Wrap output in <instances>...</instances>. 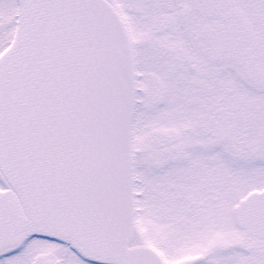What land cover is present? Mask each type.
Segmentation results:
<instances>
[{
	"label": "snow or ice",
	"instance_id": "obj_1",
	"mask_svg": "<svg viewBox=\"0 0 264 264\" xmlns=\"http://www.w3.org/2000/svg\"><path fill=\"white\" fill-rule=\"evenodd\" d=\"M0 264H264V0H0Z\"/></svg>",
	"mask_w": 264,
	"mask_h": 264
}]
</instances>
